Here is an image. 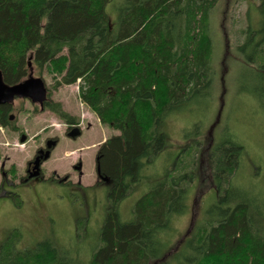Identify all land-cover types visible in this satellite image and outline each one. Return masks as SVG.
I'll return each mask as SVG.
<instances>
[{
    "label": "trees",
    "instance_id": "obj_1",
    "mask_svg": "<svg viewBox=\"0 0 264 264\" xmlns=\"http://www.w3.org/2000/svg\"><path fill=\"white\" fill-rule=\"evenodd\" d=\"M111 1L0 0L3 82L21 83L33 68L41 79L44 73L59 76L53 91L78 84L81 102L102 125L119 132L102 144L95 159L98 183L110 184L109 207L89 260L73 258L72 249L52 238L20 248L23 234L14 228L0 244V264H152L170 250L166 237L174 219L185 212L202 152L204 113L214 93L209 18L216 0H121L115 28L105 14ZM256 9L257 29L248 23L231 45L244 66L238 93L264 107V0ZM86 16L88 32L80 31L83 26L67 29ZM48 18L53 25L47 31ZM194 107L201 118L183 131L184 145L172 146L167 120L186 116ZM12 110L10 104L0 105V127L16 132ZM41 111L70 125L68 132L78 124L49 90ZM226 133L208 151L216 200L184 249L159 264H264V217L256 210L262 199L237 185L244 147ZM162 160L168 168L162 175L147 173L154 176L151 188L134 204L132 219L122 221L118 204L142 179L149 180L146 170L160 167ZM6 194L20 206L17 194Z\"/></svg>",
    "mask_w": 264,
    "mask_h": 264
},
{
    "label": "rangeland",
    "instance_id": "obj_2",
    "mask_svg": "<svg viewBox=\"0 0 264 264\" xmlns=\"http://www.w3.org/2000/svg\"><path fill=\"white\" fill-rule=\"evenodd\" d=\"M259 1L216 0V6L210 14L215 82L212 100L204 113L201 127L199 141L202 152L197 176L188 188L185 212L174 219L166 237V251L170 249L169 252L162 260L152 264H159L171 254L181 252L195 226L202 223L207 208L216 200L208 151L222 140L225 131L226 135L228 132L233 133L244 147L236 172L237 185L245 190L249 187L258 193L262 200L257 203L256 210L264 217V107L238 93V81L244 66L239 53L231 45L234 40H240L238 35L248 23L253 30L257 29L259 16L256 6ZM119 2L121 0H112L105 8L111 28L116 26L117 9L123 0ZM148 21L149 16L143 18L139 31ZM51 24V18L45 20L44 29L48 31ZM57 26L58 20H55V30ZM79 26H83L80 31L88 32L91 27L89 17H78L67 29ZM29 76L39 77L33 68ZM42 77L47 90L51 92V98L60 102L64 111L75 118L78 125L72 127H78L81 134L75 139L69 138L67 130L70 125L62 123L48 111H41L38 105L28 100H14L11 116L17 131L0 127V244L14 228H18L23 234L18 244L20 248L32 247L39 241L52 238L60 246L72 249L73 258L87 262L98 246L100 230L109 207L107 194L110 184L98 183L95 159L102 144L119 132L102 125L96 115L81 102L78 84L53 91L52 86L59 76L44 73ZM191 113L176 120H167V132L172 139V146L184 145L186 139L183 131L202 116L196 107ZM45 140L57 141L50 158L42 166L46 176L54 179L46 183L34 181L25 188L18 185V178L23 174L27 160L36 149L43 146ZM168 166L162 160L159 168L146 170L144 175L149 180L142 179L118 204L117 210L122 221L132 219L134 204L151 188L154 176L149 177L147 173L162 175ZM7 179L16 185L6 184L2 189L1 182ZM6 192L19 196V207L14 206ZM117 194L119 197L120 193Z\"/></svg>",
    "mask_w": 264,
    "mask_h": 264
},
{
    "label": "water",
    "instance_id": "obj_3",
    "mask_svg": "<svg viewBox=\"0 0 264 264\" xmlns=\"http://www.w3.org/2000/svg\"><path fill=\"white\" fill-rule=\"evenodd\" d=\"M15 99L28 100L31 104L38 105L41 110L44 108V103L47 100V88L44 81L38 77L29 76L23 82L13 86L6 85L0 74V105H12ZM11 116V120H12ZM81 134L80 130L75 127L67 133L69 138L75 139ZM56 140H48L45 143V150L38 152L36 159L33 162L34 172L31 177H37L42 162L50 158L51 151L56 147Z\"/></svg>",
    "mask_w": 264,
    "mask_h": 264
},
{
    "label": "flooded vegetation",
    "instance_id": "obj_4",
    "mask_svg": "<svg viewBox=\"0 0 264 264\" xmlns=\"http://www.w3.org/2000/svg\"><path fill=\"white\" fill-rule=\"evenodd\" d=\"M46 141H48V140H45L43 146L39 147L38 149H36L34 154H33V156L29 160H27V162H26V164L24 166L23 174H21L19 176V178H18V185H23L24 188H25V187H27L28 185H30L34 181H39V182H42V183H46L47 181H51L52 179H54L52 177L46 176V173L44 172V170L42 168L44 162H42V164L40 166L39 175L37 177H31V175L34 172V170H33L34 169L33 162L36 159V157L38 155V152L41 151V150H45ZM56 180H57V178H56ZM6 184H11V185H14V186L16 185V184H14L13 182H11V181H9L7 179V181H4V182L2 181L1 182L2 189H3V185H6ZM6 193H8V192H6Z\"/></svg>",
    "mask_w": 264,
    "mask_h": 264
},
{
    "label": "crops",
    "instance_id": "obj_5",
    "mask_svg": "<svg viewBox=\"0 0 264 264\" xmlns=\"http://www.w3.org/2000/svg\"><path fill=\"white\" fill-rule=\"evenodd\" d=\"M48 113H50V112H48ZM51 114V113H50Z\"/></svg>",
    "mask_w": 264,
    "mask_h": 264
}]
</instances>
